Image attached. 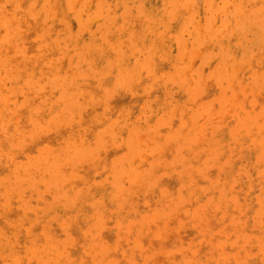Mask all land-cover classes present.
Returning <instances> with one entry per match:
<instances>
[{"label":"rangeland","instance_id":"rangeland-1","mask_svg":"<svg viewBox=\"0 0 264 264\" xmlns=\"http://www.w3.org/2000/svg\"><path fill=\"white\" fill-rule=\"evenodd\" d=\"M136 1L0 0V264H264V1Z\"/></svg>","mask_w":264,"mask_h":264},{"label":"bare ground","instance_id":"bare-ground-1","mask_svg":"<svg viewBox=\"0 0 264 264\" xmlns=\"http://www.w3.org/2000/svg\"><path fill=\"white\" fill-rule=\"evenodd\" d=\"M137 1H138V0H137ZM137 1H136V2H137ZM248 1H249V0H248ZM252 1H253V4H254V0H251V3H252ZM260 1H261V0H260ZM263 1H264V0H263ZM241 2H242V1H241ZM249 2H250V1H249ZM249 2H248V3H249ZM261 2H262V1H261ZM261 2H260V3H261ZM242 4H243V3H242ZM249 4H250V3H249ZM243 5H244V4H243ZM245 5H246V4H245ZM245 5L243 6V8L246 7ZM250 5H251V4H250ZM236 6H237V5H236ZM236 6H235L234 8H236ZM260 6H261V5H260ZM247 7H248V6H247ZM240 8H242V5H241ZM243 8H242V9H243ZM257 8H258V6H257ZM263 8H264V7H263ZM257 10H258V9H257ZM237 11H238V10H237ZM247 11H248V10H247V8H246V12H247ZM249 11H252V10H249ZM261 11H262V10H261ZM43 12H44V11H43ZM234 12H235V11H234ZM259 12H260V11H259ZM259 12H257V13H259ZM39 13H42V12H39ZM39 13H38V15H39ZM251 13H252V12H251ZM78 14H79V13H78ZM232 14H233V13H232ZM239 14H240V13H239ZM247 14H248V13H247ZM249 14H250V13H249ZM249 14H248V16H249ZM36 15H37V14H36ZM79 15H80V14H79ZM242 15H243V14H242ZM250 15H251V14H250ZM0 16H2V15H1V12H0ZM40 16H42V15H40ZM235 16H236V15H235ZM248 16H247V17H248ZM262 16H263V15H262ZM262 16H260V17L262 18ZM0 18H1V17H0ZM39 18H40V17H39ZM249 18H250V17H249ZM249 18H248V19H249ZM35 19H36V18H35ZM37 19H38V17H37ZM37 19H36V20H37ZM263 19H264V18H263ZM5 20H6V18H5ZM239 20H240V19H239ZM252 20H253V19H252ZM226 21H227V20H226ZM230 21H231V20H230ZM250 21H251V20H250ZM5 22H6V21H5ZM39 22H40V21H39ZM39 22H38L37 25L40 24ZM45 22H46V21H45ZM244 22H245V21H244ZM253 22H254V21H253ZM260 22H261V20H259V23H260ZM227 23H228V22H227ZM230 23H231V22H230ZM230 23H229V25H230ZM3 24H4V23H3ZM243 24H244V23H243ZM249 24H250V23H249ZM249 24H248V25H249ZM260 24H261V23H260ZM37 25H36V26H37ZM244 25H245V24H244ZM36 26H35V27H36ZM239 26H240V25H239ZM258 26H259V25H258ZM10 27H11V26H10ZM248 27H249V26H248ZM251 27H252V25H251ZM12 28H13V27H12ZM33 28H34V26H33ZM36 28H37V27H36ZM36 28H34V30L37 31L38 29H36ZM40 28H41V27H40ZM40 28H39V30H40ZM47 28H48V27H47ZM239 28H240V27H239ZM243 28H244V27H243ZM251 29H252V28H251ZM34 30H33V31H34ZM39 30H38V31H39ZM41 30H43V27H42ZM47 30H49V28H48ZM236 30H237V29H236ZM15 31H16V30H15ZM17 31H18V30H17ZM255 31H257V30H255ZM259 31H260V30H259ZM10 32H11V31H8V34H9ZM40 32H41V31H40ZM244 32H245V31H244ZM34 33H35V32H34ZM250 33H251V32H250ZM252 33H253V32H252ZM14 34H16V33H14ZM45 34H46V33H45V31H44V38L46 39V36L49 35V34H47L46 36H45ZM233 34H234V32H233ZM238 34L240 35L239 32H238ZM243 34H244V33H243ZM231 35H232V32H231L230 36H231ZM234 35H235V34H234ZM258 35H259V34H258ZM3 36H4V35H3ZM3 36H2V37H3ZM39 36H40V35H39ZM5 37H6V36H5ZM245 37H247V36H245ZM3 38H4V37H3ZM44 38H43V40H44ZM241 38H242V36H241ZM249 38H250V37H249ZM71 39H72V38H71ZM75 39H76V38H75ZM2 40H4V39H2ZM2 40H1V42H0L1 45L4 44V43L2 44ZM94 41H96V40H94ZM44 42H46V41H44ZM73 42H74V41H73ZM237 42H238V41H237ZM243 42H244V41H243ZM70 44H71V43H70ZM96 44H98V43H96ZM96 44H95V45H96ZM258 44H259V43H258ZM56 45H57V44H56ZM98 45H99V44H98ZM3 46H4V45H3ZM3 46L1 47L2 50H3ZM247 46H248V45H247ZM263 46H264V45H263ZM4 47H5V46H4ZM59 47H60V46H59ZM240 47H241V46H240ZM260 47H261V46H260ZM1 48H0V50H1ZM57 48H58V47H57ZM60 48H61V47H60ZM153 48H154V47H153ZM257 48L259 49V46H258ZM261 48H262V47H261ZM5 49H6V48H5ZM83 49H84V46H83ZM242 49H243V48H242ZM255 49H256V48H255ZM263 49H264V48H263ZM2 50H1V51H2ZM58 50H59V49H58ZM61 50H62V49H61ZM85 50H87V49H85ZM117 50H118V49H117ZM89 51L91 52L90 48H89ZM242 51L245 52V50H242ZM254 51H255V50H254ZM5 52H6V51H5ZM5 52H4V53H3V51L0 52V55H1V54H4V55H5V54H6ZM66 52L68 53V51H66ZM66 52H65V54H66ZM262 52H263V51H262ZM63 53H64V51H63ZM241 53H242V52H241ZM246 53H247V52H246ZM100 54H101V52H100ZM242 54H244V53H242ZM66 55H67V54H66ZM87 55H88V54H86L85 56H87ZM89 55H90V53H89ZM244 55H245V54H244ZM246 55H247V54H246ZM67 56H68V55H67ZM1 57H2V56H1ZM4 57H5V56H4ZM83 58H85V57H83ZM83 58H82V59H83ZM85 59H86V58H85ZM5 61H7V60H5ZM5 61H4L3 63L6 65ZM27 61H28V60H27ZM70 61H71V59H70ZM70 61H69V62H70ZM82 61H83V60H82ZM3 63H0V64H3ZM80 63H81V62H80ZM84 63H86V61H85ZM87 63H88V64H87V67H88V65H90V64H89V63H90V60H89V62H87ZM92 63H93V62H92ZM92 63H91V65H92ZM4 64H3V65H4ZM51 64H52V63H51ZM53 64H54V63H53ZM53 64H52V65H53ZM55 64H57V63H55ZM78 64H79V62H78ZM120 64L123 65L124 63H120ZM84 65H85V64H84ZM84 65H83V66H84ZM122 65H121V66H122ZM58 66H59V64H57L56 67H58ZM140 66H141V65H140ZM140 66H139V67H140ZM142 66H143V67H142ZM142 66H141V67L144 68L145 65L143 64ZM2 67H3V66H2ZM10 67H11V66H10ZM51 67H52V66H51ZM78 67H82L81 64H80ZM78 67H77V68H78ZM114 67H115V66H114ZM116 67H117V66H116ZM139 67H138V68H139ZM7 68H8V63H7ZM7 68H5V69H7ZM88 68H90V67H88ZM121 68H122V67H121ZM5 69H4V70H5ZM59 69H61L60 66H59ZM59 69H58V70H59ZM116 69H117V68H116ZM52 70H53V69H52ZM139 70H140V69H139ZM6 71H7V73H8L9 70H6ZM14 71H15V69L13 70V73H14ZM22 71H24V70H22ZM119 71H120V69H119ZM122 72H124V70H123ZM9 73H10V72H9ZM9 73H8V74H9ZM13 73H12V74H13ZM55 73H56V72H55ZM10 74H11V73H10ZM125 74H126V72H125ZM60 75H61V74H60ZM122 75H123V74H122ZM127 75H128V74H127ZM7 76H8V75H7ZM15 76H16V75H15ZM15 76H14V77H15ZM0 77H1V76H0ZM3 77H4V76H3ZM9 77H10V76H9ZM56 77H57V76H56ZM123 77H124V76H123ZM5 78H7V77L5 76ZM5 78H4V79H5ZM2 79H3V78H2ZM4 79H3V82H4ZM11 79L14 80V78H12V77H11ZM67 79H68V78H67ZM257 79H258V78H257ZM5 80H6V79H5ZM8 80H9V79H8ZM8 80H7V81H8ZM60 80H61V76H60ZM70 80H71V79H70ZM10 81H11V80H10ZM58 81H59V80H58ZM62 81H63V80H62ZM64 81H65V80H64ZM66 81H67V80H66ZM66 81L64 82V85H65ZM72 81H73V80H72ZM72 81H71V85H72ZM0 82H1V81H0ZM3 82H2V83H3ZM67 82H68V81H67ZM12 83H13V82H12ZM24 83H25V82H24ZM75 83H76V82H75ZM30 84H31V83H30ZM55 84H56V83H54V84L52 83V85H55ZM57 84H58V83H57ZM6 85H7V84H6ZM8 85H10V84H8ZM12 85H13V84H12ZM12 85L9 87V89L12 87ZM25 85H27V84L25 83ZM49 85H50V84H49ZM58 85H59V84H58ZM64 85H63V87H64ZM71 85H70V86H71ZM74 85H76V84H74ZM0 86H1V85H0ZM27 86H28V85H27ZM13 87H14V86H13ZM13 87H12V88H13ZM31 87H32V86H31ZM59 87H61V83H60V86H59ZM71 87H72V86H71ZM71 87H68L69 90L71 89ZM22 88H23V87H22ZM73 88H74V87H72V89H73ZM77 88H78V87H77ZM23 89H24V88H23ZM23 89H22V91H24ZM63 89H64V88H63ZM72 89H71V90H72ZM64 90H65V89H64ZM74 90H75V89H74ZM76 90H77V89H76ZM76 90H75V91H76ZM22 91H21V92H22ZM76 93H77V92H76ZM74 94H75V93H74ZM75 149H76V148H75ZM76 150H77V149H76ZM80 150H81V149H80ZM46 152H47V151H46ZM72 153H74V152H72ZM82 153L84 154V152H82ZM48 155H49V154H48ZM55 155H56V154H55ZM74 155H75V153H74ZM65 156H66V155H65ZM54 157H55V156H54ZM63 157H64V156H63ZM76 157H77V156H76ZM47 159H48V158H47ZM47 159H46V161L48 162L49 159H48V160H47ZM52 159H53V158H52ZM63 159H65V158H63ZM63 159H62V160H63ZM38 161H39V160H38ZM46 161H44V162H46ZM55 161H56V160H55ZM39 162H40V161H39ZM41 162H42V161H41ZM56 163H57V161H56ZM34 165H35V163H34ZM36 165H37V164H36ZM41 166H42V165H41ZM41 166H38V168L41 167ZM56 171H57V170H55V172H56ZM4 234H5V233H4ZM4 234H3V235H4ZM0 235H1V234H0ZM0 237H4V236L1 235ZM6 237H7V236L5 235V238H6ZM5 238H4V241L6 240ZM0 241H1V240H0ZM2 241H3V240H2ZM7 241H8V240H7ZM5 242H6V241H5ZM5 242H4V243H5ZM7 243H8V242H7ZM8 247H9V245H8ZM41 258H42V257H41ZM39 260H41V259H39ZM39 260L37 261V263H39V264H42L43 262H45L43 259L41 260V261H43L42 263L39 262ZM43 264H44V263H43Z\"/></svg>","mask_w":264,"mask_h":264}]
</instances>
